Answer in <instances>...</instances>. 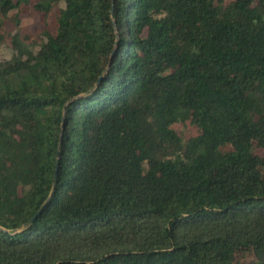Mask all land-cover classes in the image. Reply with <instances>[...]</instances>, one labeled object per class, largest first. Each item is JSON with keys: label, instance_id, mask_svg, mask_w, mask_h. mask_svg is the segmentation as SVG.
Wrapping results in <instances>:
<instances>
[{"label": "trees", "instance_id": "trees-1", "mask_svg": "<svg viewBox=\"0 0 264 264\" xmlns=\"http://www.w3.org/2000/svg\"><path fill=\"white\" fill-rule=\"evenodd\" d=\"M0 44V264H264V0H0Z\"/></svg>", "mask_w": 264, "mask_h": 264}, {"label": "rangeland", "instance_id": "rangeland-1", "mask_svg": "<svg viewBox=\"0 0 264 264\" xmlns=\"http://www.w3.org/2000/svg\"><path fill=\"white\" fill-rule=\"evenodd\" d=\"M21 18H22L21 27L22 30L25 32L35 34L36 29L43 26L40 15L29 17L28 14L25 13L21 15ZM7 25L9 27V24ZM12 54H13L12 50L9 47H7L4 44H0V57L2 59L10 58Z\"/></svg>", "mask_w": 264, "mask_h": 264}, {"label": "water", "instance_id": "water-1", "mask_svg": "<svg viewBox=\"0 0 264 264\" xmlns=\"http://www.w3.org/2000/svg\"><path fill=\"white\" fill-rule=\"evenodd\" d=\"M34 218H35V216L30 219V221L23 227V229H26L29 226V224L32 223V221L34 220Z\"/></svg>", "mask_w": 264, "mask_h": 264}]
</instances>
